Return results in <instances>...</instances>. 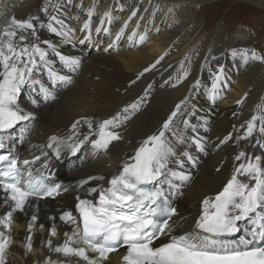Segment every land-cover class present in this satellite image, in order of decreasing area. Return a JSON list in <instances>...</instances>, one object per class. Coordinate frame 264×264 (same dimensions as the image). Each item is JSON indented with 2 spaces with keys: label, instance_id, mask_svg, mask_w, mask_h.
Instances as JSON below:
<instances>
[{
  "label": "bare ground",
  "instance_id": "obj_1",
  "mask_svg": "<svg viewBox=\"0 0 264 264\" xmlns=\"http://www.w3.org/2000/svg\"><path fill=\"white\" fill-rule=\"evenodd\" d=\"M213 1L215 0H71L69 3L68 0H0V37L13 17L17 20L35 17L33 23L36 24L41 41H50L63 54L69 52L73 57H80L84 63L75 76L61 62L59 55L50 52L48 56L53 61L58 60L57 67L61 73H72L74 81L52 82L48 72L38 73V80L56 88L53 96L46 99L45 96H35L32 92L19 95L18 104L33 112L35 119L33 122L28 121L26 127L22 121L15 129L10 130L4 141L5 149H15L25 160L40 157L30 168L50 171L51 179L60 180L62 188L59 195L46 201L30 203L23 213L14 212L10 232L0 228L6 237L11 238L3 257L4 264H85L78 258H66L53 251L64 243L65 234L71 236L75 229V225L62 220L61 216L65 212H71L79 220L76 198L97 197L96 194L90 196L88 190L107 186L108 180L119 170V165L133 154L143 140L158 131L164 117L185 97L189 98L188 104L184 106L183 114L178 115L174 122L176 130L182 136V142L177 143V156L173 160L184 163L192 181L176 199L177 211L170 224L174 229L173 235L192 230L201 213L202 200L223 188L233 167L239 163L235 160L238 152L243 150L253 153L255 139L237 141L236 138L244 135L245 128L242 125L255 114L257 106L264 105V62L249 61L245 65L239 57L234 59L232 56L233 50H252L247 47L250 45L247 42L251 39H259L260 44L264 45L258 36V20L247 23L243 19L242 24H239L230 13L227 14L229 20L224 18L226 13L221 14L222 17L218 20H210L205 10L206 19L202 25L201 19H198L199 12L202 13L204 4ZM232 1L251 3L264 9V0ZM54 5H59V10H54ZM46 7L47 12L44 11ZM89 9L93 13L91 17L88 15ZM106 12L110 14V19L105 17ZM53 15L63 23L78 24L74 25V29H78V38L63 50L66 38L51 33L47 27H40L41 24L47 25L49 17ZM89 19L92 39L86 41L84 37L88 33L83 29V24ZM102 20L103 28L97 33L96 28L101 27ZM53 24L65 32L63 25ZM112 24L111 34L103 30ZM125 24L127 28L122 35L124 39L121 50L114 51L116 34ZM133 32L138 35L134 40H129L128 37ZM23 34L29 36L31 42L29 33ZM139 35H145L147 39L140 42ZM98 39H104L105 44H112L113 47H108L107 53L91 50L83 55L81 41H86L83 42L85 45L88 42L96 44L99 43ZM41 47L50 51L43 43ZM254 47L256 49V45ZM105 48L104 46L101 50ZM262 50L264 51V46ZM220 66H223L226 73L223 90L219 95L227 101L225 105H215L208 98L211 73L216 72ZM146 68L151 70L145 72ZM184 70L189 72V76L177 83ZM140 73L143 75L140 76ZM197 79L201 81V85L193 89L192 85ZM141 97L144 100L139 110L117 129L122 138L110 144L106 153L94 155L91 144L86 143V152H77L75 155L64 152L57 159L46 148L51 136L68 135L76 120L91 118L95 129L97 122L111 118ZM238 101L243 103H237ZM206 118L210 119L207 126L211 127L204 133L201 128L202 121ZM185 120L189 122L188 127L183 123ZM29 127L32 128L31 131ZM79 131L82 134L89 132L82 120ZM195 134L204 140L208 139L204 150L200 145L191 143L192 137L196 140ZM229 134L232 139L222 143ZM198 152H202L199 165L185 156V153L192 155ZM255 154H262V151L256 148ZM44 163L48 165L46 169L43 167ZM100 176L104 179H89ZM82 181L88 182L82 184ZM4 197L5 194L0 191V217L10 210L3 204ZM34 215L37 217L35 221L32 220ZM244 227L245 225L241 232L224 239H240L241 236L248 238L243 231ZM53 228L56 230L55 236L52 235ZM49 241L52 242L51 246ZM29 242L30 249L27 247ZM77 246L84 245L78 243ZM124 253L125 249H119L102 264H119Z\"/></svg>",
  "mask_w": 264,
  "mask_h": 264
},
{
  "label": "snow or ice",
  "instance_id": "obj_2",
  "mask_svg": "<svg viewBox=\"0 0 264 264\" xmlns=\"http://www.w3.org/2000/svg\"><path fill=\"white\" fill-rule=\"evenodd\" d=\"M68 2L71 3V0ZM53 8L59 10V5H54ZM47 10L46 7L44 11ZM92 14L89 9V17ZM105 17L110 19V14L106 12ZM34 19L36 18L17 20L13 17L0 37V150L5 148L4 141L10 130L29 119L28 114L20 108L18 97L25 85L40 83L33 79V71L43 65L47 67L52 82L70 80L52 68L47 59L48 50L41 47V43L53 52H56V47L50 41L40 40ZM53 22L63 25V21L53 15L49 17L47 25L41 24L40 27H47L51 33L66 36L67 33L58 30ZM103 24L102 20L101 27L96 28L97 33L102 30ZM126 28L127 24L116 34L117 41L121 39ZM83 29L88 33L85 40L91 41L90 19L83 24ZM24 32L29 33L31 42ZM137 35L133 32L128 38L134 40ZM146 39L145 35H139L140 42ZM109 47L113 45L110 44ZM56 54L72 70L80 64L77 57ZM232 56L234 59L239 57L245 65L249 61L264 62V54L254 49L233 50ZM150 70L146 68L145 72ZM188 76L189 72L184 70L177 83ZM211 76L208 98L215 102L225 83L226 73L223 66L211 73ZM200 85L201 81L197 79L192 88H199ZM40 89L46 99L51 95L44 85L41 84ZM143 100L144 97H141L111 118L97 122L95 129L91 118L82 117L81 120L89 129L88 133L82 134L79 131L81 120H76L67 136L53 135L46 146L52 149L57 159L64 152L75 155L86 143L91 144L94 155L106 153L110 144L122 138L117 129L139 110ZM188 100V97L181 100L163 122L160 130L141 142L131 159L125 160L122 170L112 176L108 187L100 186L88 190L90 196L96 194L98 199H81L79 196L76 198L79 220L71 212H65L61 216L62 220L75 225V229L71 236L65 234L64 243L55 247L54 252L66 258H78L85 264H102L109 254L121 247H126V254L122 257L123 264H264V105L257 106L255 114L242 125L245 128L244 135L236 138L237 141L255 139L253 153L239 151L235 156L239 163L233 167L222 190L202 200L201 213L192 230L181 235L172 234L174 229L169 221L176 214V209L169 203L163 185L166 184L171 192L177 189L175 181L184 182L190 179L184 171L169 168L170 162L177 156V143L182 142V136L176 130L174 121L178 115L183 114ZM183 123L186 127L189 126L187 120ZM231 139L232 135L229 134L222 143ZM195 143L199 146V139ZM256 148L262 154H255ZM185 156L194 162L191 155L185 153ZM39 159L40 157L35 158ZM35 160L21 161L11 152L0 154V190L6 194L3 204L10 209L0 217V228L9 232L13 213L23 212L32 198L60 194V184L46 183L47 177L42 173H33L29 165ZM43 167L46 169L47 163ZM180 167L183 168L182 162ZM89 179L103 180L104 177ZM36 219L35 215L32 216L33 221ZM241 225H245L243 231L250 239L244 236L239 240L224 239L241 232ZM52 235H56L55 228L52 229ZM161 237H168L167 242L156 246L155 242ZM10 243V236L6 237L5 232L0 231V264H4L3 257ZM48 243L51 246L52 242ZM78 243L84 246H77ZM27 247L31 248L30 242ZM90 253L97 255L91 256Z\"/></svg>",
  "mask_w": 264,
  "mask_h": 264
},
{
  "label": "rangeland",
  "instance_id": "obj_3",
  "mask_svg": "<svg viewBox=\"0 0 264 264\" xmlns=\"http://www.w3.org/2000/svg\"><path fill=\"white\" fill-rule=\"evenodd\" d=\"M205 10H206L207 16L210 18V20H212V19L218 20V19H220V17H222L221 14H225V13L226 14L224 15V18L226 20H229L228 17H227V14L230 13V16L233 17L235 20H238L239 24H242V20L243 19H244V22H247V23L248 22L252 23V22L255 21V19L258 20L257 22H258V25H259V29L256 27V25H255V28L260 30V32H258V36L261 39V41H263V43H264V9H260L257 6H254L251 3H244L242 1L215 0V1L210 2V3H206V4H204L202 6V13L199 12V15H198V19H201V24L202 25L205 23V19H206L205 14H204ZM74 25L77 26L78 25L77 22L75 24H72L71 22H69V24L68 23L67 24L63 23L62 28L67 33V35L65 36L66 40L64 41V44L62 46V50L65 49L66 47H69L72 44L71 41L74 42V40L78 38V37H76L78 29H74L75 28ZM112 26H113V24H112ZM112 26H110L109 28H106L107 31H111L112 32L113 31V29H112L113 27ZM80 31H82V27L80 28ZM253 35L255 36V32H253ZM69 36H70V38H69ZM104 37H106V36H104ZM123 39L124 38L122 37L119 41H117V43L115 44L116 46H114V49H113L114 51H120L121 50ZM98 40L99 41H97V42H99V43H96V44L94 42H88L86 45L84 43H82L81 44V46L83 48V53L82 54L83 55H87V53H89L91 50L95 51L96 53H100V52L107 53L108 50H109L108 49L109 45L105 44L106 41L104 39L103 40L102 39H98ZM86 41H84V42H86ZM247 44H250L247 47L252 48L254 50L257 49L256 50L257 52H259V50H260V53L264 54V51L262 50L264 45L260 44L259 39H251L250 42H247ZM255 45H256V49L254 47ZM104 46L106 48L102 51L101 49L104 48ZM109 48H111V47H109ZM55 53H59L60 55H64V56H71L69 52H66V53L63 54V52H61V50H57ZM78 58L80 60V64H79L80 66L77 67L78 69L76 68L75 70H72V69L69 68L72 71V73L75 74V76L78 75L77 73L80 72V70H81L80 68H82V66L84 64L83 61L80 59V57H78ZM48 61L50 62L52 68L59 75H62V76L70 78L69 81H60V82L67 83V82H72V80L74 81L75 76L72 75V73H70V74L61 73L60 68L57 67L58 60L53 61V60H51V57L49 56L48 57ZM45 70H47V67L41 65L38 68V72H37V69L33 71V79L35 81H39L40 83L39 84L34 83V84H31V85H26V87H25V89L23 91V94L25 92H32L35 96H40V97L44 96V94L41 92V89H40V85L42 84V85H44V87L48 88L49 92L51 93L50 96H53V94L55 93V89L56 88L53 85H49L48 83L46 84V83H44L41 80H38L36 78V75L38 73L44 74ZM23 94H21V96ZM226 102L227 101H225L224 97H220L215 102V105H220V104H224L225 105ZM19 106H20V104H19ZM21 107L23 108L24 113L28 114V116H29V119L25 120L27 122V124H28V121L33 122L34 119H35V114L33 112L28 111L27 109H25L24 106L21 105ZM207 121H210V119L206 118L205 120L202 121L203 123H202V128L201 129H202V131L204 133L207 130H209V128L211 127V126L210 127L207 126V123H208ZM24 127H26V125ZM203 128H204V130H203ZM28 129L30 131L32 130L31 127H29ZM11 133H13V135L15 134L14 132H11ZM194 137L196 139H199L200 146H201L202 150H204L206 144L208 143V139L204 140L198 134H195ZM191 143H195L193 138H191ZM85 146L86 145L82 146L81 148H84ZM86 151L87 150H85L84 152H86ZM200 153H202V152L192 153V155H191L193 157V160H194V162L193 161L192 162L195 165H199L201 163V155H200ZM178 159L179 158H177V160ZM169 168L173 169L174 171H184L186 174H188L186 172V168H185L184 163H183V168H181L180 167V162H178V161H174L173 160L172 162H170ZM191 181H192V177L191 176H190L189 180L184 181V182L175 181V183L177 184V189H176L175 192H173L174 197H178L180 195V193L184 190V188L187 186V184L190 183Z\"/></svg>",
  "mask_w": 264,
  "mask_h": 264
}]
</instances>
